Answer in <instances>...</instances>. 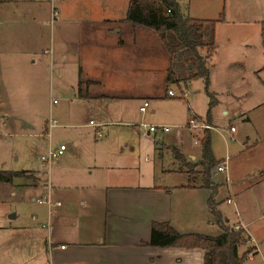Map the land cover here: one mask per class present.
Segmentation results:
<instances>
[{
  "label": "crops",
  "instance_id": "obj_1",
  "mask_svg": "<svg viewBox=\"0 0 264 264\" xmlns=\"http://www.w3.org/2000/svg\"><path fill=\"white\" fill-rule=\"evenodd\" d=\"M117 3V0H0V101L5 105L18 103L21 91L30 87L34 97L33 90L43 78L40 74L44 70L43 63L50 71L54 67L59 76L65 72L68 75L66 63L70 57L76 65L70 82L76 86V95L85 100L118 97L120 94L110 87H131L132 70L145 76L146 50L154 40H147L148 28L134 27L126 20L130 0ZM21 4L28 7L24 9ZM242 22L250 23L249 20ZM216 43V50L209 59L213 91L231 93L254 103L249 109H240V116L247 125L240 132L245 147L236 152L242 155L258 148L264 140V117L255 115L256 110L264 105V78L261 76L264 74V43L261 39L262 47L254 50L252 42H246L236 50L230 47L231 40L228 39L225 51L220 53L217 32ZM123 66L131 69L124 71L129 72L125 82L117 80V73ZM169 66L163 65L166 80ZM231 68L242 71L240 82H249L246 91L240 94L235 92L240 86L235 75L228 73ZM169 90L166 96H170ZM135 91L130 97L144 95L143 103L149 101L151 95ZM26 96H30L29 90ZM155 110L153 108L152 112ZM206 122L212 123V119L207 118ZM235 132H238L236 128ZM254 137L257 138L252 142ZM78 143L75 141L76 146ZM170 148L171 158L178 160L173 151L178 148L189 164L193 166L199 162L195 156L194 160H189L186 152L178 146ZM93 157L87 165L88 177L72 169H63V190L85 186L95 188V191L86 193V197L80 196V204L92 207L79 214L74 222L75 230L63 231V242L49 237L48 244L33 241L4 243L14 249L19 264H204L205 250L202 248L146 244L151 238L154 222L169 223L180 233L216 236L210 230L216 225L208 204L211 190L202 187V175L197 180V174L188 164L182 169L161 167L157 170L154 163L150 165L148 157L139 161L128 155L117 156L116 161L111 160L113 162L103 169L99 168L95 155ZM125 157L129 158L128 163ZM234 157L227 147V159L217 161V164L227 161L226 187L215 180L219 184L217 196L222 188H227L226 200L228 202V197L232 199L228 203L235 205L239 218L235 224L242 222L248 231L250 222L245 218L246 209L243 207V211L240 198L260 182L256 179L237 180L234 175L238 162ZM230 161H233L231 166ZM171 171L180 174L182 179L169 182L167 177ZM53 188L49 187V192L57 191ZM257 249L258 254L260 250ZM244 250L241 248L240 253Z\"/></svg>",
  "mask_w": 264,
  "mask_h": 264
},
{
  "label": "rangeland",
  "instance_id": "obj_2",
  "mask_svg": "<svg viewBox=\"0 0 264 264\" xmlns=\"http://www.w3.org/2000/svg\"><path fill=\"white\" fill-rule=\"evenodd\" d=\"M122 1L117 0V5ZM178 1L184 13L197 18L218 19L221 13L225 12V20L218 22L216 26L220 53L225 51L228 39L231 40L230 47L236 50H240L242 44L246 42H252L254 50L262 47L261 23L264 21V0ZM20 6L24 9L28 7L22 4ZM242 20H249L250 23L246 24ZM146 34L147 40L153 39L154 42L150 43V49L146 50L145 76L132 70L131 87L111 86L113 92L120 94L118 97L99 100L79 98L76 95V86L73 87L70 82L76 66L75 60L70 57L66 63L68 75L65 72L59 76L54 67L50 71L43 63L44 70L40 73L43 78L33 90L34 97L31 95L30 87L25 89L26 92L30 91V96L21 91L18 103L10 102L5 105L6 103L0 101V169L24 172L12 182H0V264H19L20 260L18 255L13 254L14 249L11 245L4 243L33 241L48 244L49 237L50 240L52 238L54 241L63 242V231L75 230L74 222L78 220L79 214H84L92 207L90 204L88 206L80 204V196L86 197L84 195L95 191V188L85 186L63 190V169H72L88 177L87 165L94 155L100 163L99 168L103 169L106 164L113 162L111 160L116 161L119 155L135 156L139 161L148 157L150 165L154 163L153 166L157 170L161 167L171 170L182 169L184 163L171 158L173 153L170 146H178L184 150L189 160H194L195 156L196 160L200 161L201 140L207 129L211 135L215 160L225 158L229 147L230 152L235 154L234 161L238 162L234 177L237 180L256 179L260 182V185L256 183L250 193H243L240 198L242 208L246 209L245 218L250 222L246 231L248 236L249 233L252 234L249 237L250 241L247 240L241 248L256 246L260 250L258 254L253 253L252 258L248 257L244 264H263L264 140L252 152L248 151L242 155L236 153L245 147L240 132L247 126L240 116V109H249L254 103L231 93H217L209 85L210 91L217 98L209 118L211 96L207 92L204 79L182 80L180 83L167 85L163 65H170V54L154 29L148 28ZM125 69L131 70L123 66L117 73V80L125 82L129 78L127 74L129 72L125 73ZM241 72L239 68H231L228 72L235 75L240 85L235 88V92L239 94L246 91V85L249 83L240 82ZM261 76L264 78L263 73ZM168 89L175 90L176 94L166 96ZM135 90L151 95L150 106L146 111L140 109L144 95L130 97ZM153 108L156 109L154 112ZM255 115L264 117V105L256 110ZM194 116L199 121L206 122L207 118L212 119V123H209L211 128L191 127L189 122ZM53 119L57 121L55 127H51ZM91 120L93 124L90 123ZM151 124L170 125L171 129L161 134L156 132L148 134L147 129ZM231 126H235L238 132H231ZM262 128L264 132L263 124ZM256 138L254 137L252 142ZM77 140L78 146L75 145ZM62 143L68 148L65 154L43 164L40 156ZM124 160L128 163L129 158L125 157ZM232 163L233 161H230V166ZM190 168L197 174L196 178L199 180L202 175L201 164L196 162ZM167 178L169 182H178L182 176L171 171ZM212 178L214 181L222 182V186L226 187V174L218 172L216 166L212 171ZM53 186L57 191L49 192L48 188ZM227 194V188H222L216 198L225 219L230 218L228 224L233 226L239 218L235 205L227 202ZM47 195H50L52 200L51 206L38 203V199ZM58 201L60 205L56 204ZM13 214L14 216H11ZM210 230L214 235H218L220 226L216 223Z\"/></svg>",
  "mask_w": 264,
  "mask_h": 264
},
{
  "label": "trees",
  "instance_id": "obj_3",
  "mask_svg": "<svg viewBox=\"0 0 264 264\" xmlns=\"http://www.w3.org/2000/svg\"><path fill=\"white\" fill-rule=\"evenodd\" d=\"M225 18L224 11L218 19L190 16L182 11L178 0H130L126 16V20L130 21L134 27L152 28L162 39L171 58L167 69V85L182 80L204 79L207 92L211 96L209 118L211 108L217 102L215 94L209 89V59L217 47V23L224 21ZM261 35L264 43V21L261 23ZM201 142L203 159L199 161V164L202 166L200 171L202 187L211 190L208 204L215 222L222 230L221 233L216 236L198 232L180 233L169 223L154 222L151 238L146 244L202 248L205 250L204 264H244L250 252L254 251V254L257 252V247H250L240 253L242 245L250 239V236L245 229H234V226L228 224L219 209L216 198L219 184L212 179V170L217 161L212 151L209 129L205 130ZM173 151L178 160L189 165L178 148H174ZM23 174V171L0 169V182H12L15 177Z\"/></svg>",
  "mask_w": 264,
  "mask_h": 264
},
{
  "label": "built area",
  "instance_id": "obj_4",
  "mask_svg": "<svg viewBox=\"0 0 264 264\" xmlns=\"http://www.w3.org/2000/svg\"><path fill=\"white\" fill-rule=\"evenodd\" d=\"M57 16V12L54 11V17ZM169 95H175L176 94V91L173 90V89H170L168 91ZM150 106V103L149 101H144L143 105L140 107L141 111H146L148 109V107ZM195 115V114H193ZM90 123H94L92 120L90 121ZM57 125V121L55 119L51 120V127H55ZM189 125L191 127H198L200 129H203V128H211V125L206 123L205 121H199L196 119V116H194L193 118L190 119V122H189ZM147 126V125H146ZM171 129L170 126L168 125H156V124H151L149 125L148 129H147V133H151V132H156V133H164V132H167ZM231 131H235V127H231ZM67 150V146L65 144H61L59 147H56V148H50L49 151L45 154H42L40 156V159L42 160L43 164H46V163H50L52 160L54 159H57L58 157L62 156L65 154ZM216 170L218 172H223V173H226L227 171V161H222L220 163H218L216 165ZM38 203L40 204H48L49 206H51L53 203H52V200L50 199V195H47L41 199H38L37 200ZM228 202H232V199L230 197H228ZM57 205H60V201H58L56 203ZM51 210V209H50ZM51 212V211H50ZM46 226H50V225H46ZM234 226V229H246V226L240 222V223H237ZM62 248H63V245H62ZM253 252H250L248 254V257H251L253 255Z\"/></svg>",
  "mask_w": 264,
  "mask_h": 264
},
{
  "label": "water",
  "instance_id": "obj_5",
  "mask_svg": "<svg viewBox=\"0 0 264 264\" xmlns=\"http://www.w3.org/2000/svg\"><path fill=\"white\" fill-rule=\"evenodd\" d=\"M11 216H14V214H13V215H11Z\"/></svg>",
  "mask_w": 264,
  "mask_h": 264
}]
</instances>
